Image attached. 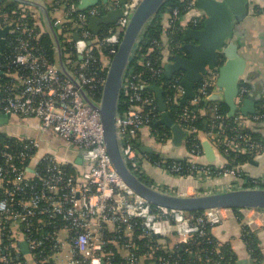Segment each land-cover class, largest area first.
Returning a JSON list of instances; mask_svg holds the SVG:
<instances>
[{
    "label": "built area",
    "instance_id": "built-area-1",
    "mask_svg": "<svg viewBox=\"0 0 264 264\" xmlns=\"http://www.w3.org/2000/svg\"><path fill=\"white\" fill-rule=\"evenodd\" d=\"M139 2L125 0L120 4V0H110L108 4L82 9L79 1L56 0L54 9L61 5L64 7L63 16L70 20L73 29L72 35L64 34L72 45V52L64 54V61L96 103H99L96 94L101 92L108 61L116 52L129 15ZM197 2L182 0V6L170 8L163 39L153 41V48L165 54L162 61L155 64L156 58L141 54L140 62L146 74L142 70L132 71L130 62L128 64L121 89V96L124 94L125 97L124 108L121 112L118 110L116 123L122 156L138 177H146L144 161L161 173L181 180L197 181L230 175L233 180L220 185L224 190L242 188L246 183H252L250 187H264L260 180L243 172L241 161H236L238 155L251 156L264 150V140L254 137L247 127L248 122L264 120V99L257 104L253 114L244 117L239 113L237 123L230 131L227 132L225 123L216 121L208 131L202 132L215 149H221L224 161L219 165L200 161L203 151L196 141H201L202 135L194 126V120L201 110L200 100L218 89V73L213 69L202 75L197 82L198 88H194V96L186 100L181 112L176 114L177 121H174L185 132L182 142H188L186 165L162 158L151 160L140 149L138 136L144 127L153 131L152 135L160 142L171 140L170 133L151 128L153 122L162 125L156 124L161 112L155 94L146 89L148 84H152L150 81L160 82L154 85L163 88L164 64L174 55L171 50L182 46L170 44L169 35L175 31L177 21L183 32L186 27H195L203 19L201 14L186 18L187 13L197 9ZM118 7L122 8V14L117 21L103 25L94 35L88 27L89 18L102 16ZM5 18L6 27L15 36L8 43V35L5 38L6 45L11 46L10 51L6 52L9 49L5 45L0 52L3 56L0 65L3 68H0V114L37 118L43 128L57 135L60 143L56 148L42 150L43 138L19 136L15 140L17 145L6 142L0 147V264H57V254L63 251H66L64 256L69 264H111L115 253L122 258L117 264H155L157 261L171 264L170 258L158 256L156 251L161 249L157 243L159 238L168 240L174 234L179 237V242L195 244L194 255L199 257V264H221L212 256L201 258L204 248L200 239L213 243L208 235V225L220 223L231 214L237 218L240 214L251 230L264 225V211L254 208H237V211L234 208H211L188 212L151 205L130 190L113 168L106 152L98 111L84 101L56 63L50 62L38 47L31 44L34 28L25 20ZM53 25L62 32L59 18L53 21ZM75 33L77 39L73 37ZM99 52L104 54L102 61ZM74 55H77V60L72 58ZM183 78L184 71L180 70L168 79L175 94L164 101L166 106L169 102H180L185 92ZM247 92V86L240 84L235 97L237 110ZM212 110L215 119L223 118L217 106ZM46 143L49 144V139ZM78 157L85 169L81 173H67L65 164ZM229 163L235 164L231 166ZM151 186L179 193L165 190L154 181ZM193 189L198 190L196 194L218 191ZM138 241L142 242L141 245ZM22 243H25V248ZM175 246L168 241V246L162 250L172 252ZM213 250L219 251L218 243Z\"/></svg>",
    "mask_w": 264,
    "mask_h": 264
},
{
    "label": "water",
    "instance_id": "water-1",
    "mask_svg": "<svg viewBox=\"0 0 264 264\" xmlns=\"http://www.w3.org/2000/svg\"><path fill=\"white\" fill-rule=\"evenodd\" d=\"M1 1V0H0ZM19 3L32 5L40 10L46 29L52 36L56 53V65L60 72L69 79L79 90L85 102L93 106L99 113L103 130V141L106 152L113 168L134 193L144 198L149 204L170 209H177L188 212H198L211 208H254L264 211V187H242L202 194H181L164 191L151 186L138 177L126 164L117 138V115L121 89L124 76L130 62L135 46L141 36L148 29L152 18L159 12L167 0H140L138 5L129 15V21L123 31L117 50L111 57L105 80L102 85L99 103L94 102L81 86L76 77L67 67L63 49L50 17L47 8L38 0H12ZM79 7L84 9L97 4H108L110 0H78ZM125 0H120V4ZM236 5V6H235ZM197 8L203 12V20L200 28L186 27L183 29L182 47L186 54H174L171 60L164 64V76L169 79L177 71H184L182 84L185 92L180 99L184 104L188 98L194 96L195 84L200 81L208 69H214L217 64V56L223 54L224 62L218 67L215 90L203 100L224 102L228 106V115L233 116L237 110L235 97L238 95L240 81L246 69V60L238 51V44L234 42L235 25L244 20L248 13L246 6L237 0H198ZM122 14V8L108 10L102 16L89 18L88 27L97 35L103 25L114 24ZM11 33L7 27L0 29V52L4 49L7 33ZM74 39L78 38L75 33ZM147 88L152 90L161 112L159 121L170 128L171 142L179 146L185 136V132L167 113V106L163 99L164 89L161 86L148 84ZM251 97L244 102V107L239 108L241 112L254 111ZM9 114H0V123L7 122ZM144 152H151V149L141 147ZM202 151L208 163H214L216 155L210 142L202 141ZM81 162V158L76 159ZM25 248V243H22ZM26 250V249H25ZM239 261L238 264H243Z\"/></svg>",
    "mask_w": 264,
    "mask_h": 264
},
{
    "label": "trees",
    "instance_id": "trees-1",
    "mask_svg": "<svg viewBox=\"0 0 264 264\" xmlns=\"http://www.w3.org/2000/svg\"><path fill=\"white\" fill-rule=\"evenodd\" d=\"M78 1V0H75ZM56 0H50V8H54L56 7ZM59 6V5H58ZM174 6H182V0H167V2L161 7V9L159 10V12L152 18L150 25L148 27V29L145 31V33L142 35V38L140 39L137 49L135 51V55L133 56L132 60L130 61L129 64V69H131L132 71L138 72L140 70L144 71V74H146L145 69L142 67V63L140 62V57L141 54L144 55V57H148L151 59H155L154 63L157 64L160 61H162L165 58V54L159 53L156 49L153 48V41L154 40H162V33L163 30L166 28V16L169 13L170 8L174 7ZM26 11V14H23V11ZM59 10L58 12L61 13L62 18H61V23L63 26V30L62 32H58V28L55 27V29L57 30L58 33V37L60 39L61 45H62V49H63V57L64 54L69 51L72 52V48H71V42L66 41L64 34H71L73 33V29L71 27V22L68 18H64L63 16V10L64 7L61 5L59 6ZM19 11H22L23 16H21V14H19ZM58 15L53 16V21L56 19ZM5 17L11 18L13 20H25L28 22V24L34 28V34L32 35V37L30 38L31 44H33L34 46L38 47L39 50L41 52H43L45 54V56H47V59L50 62L56 63V53H55V48H54V41L52 39V36L50 35V33L48 32V30L46 28L43 27V25H36V23L38 21H40L39 17L37 16V10L35 8H32L24 3H19L16 1H12V0H3L0 3V26L2 24H6L5 23ZM203 19H200V21L198 22V24L195 26V28H200L201 27V22ZM42 24V23H41ZM175 31L173 33H170V39H171V43L173 46H176L177 44H181L183 43V32L181 30V26L179 21L176 22L175 24ZM169 29V28H168ZM70 35V36H71ZM15 33H13V31L8 34L7 37V43L9 40H11L12 38H14ZM6 45V43H5ZM4 45V47H5ZM10 44L9 46L6 45V52L8 53L10 51ZM172 53L174 54H180V55H184L186 54V51L183 49L182 46L180 47H175L174 49L171 50ZM100 60H103L104 54L102 53H98ZM72 58H74L75 60L78 59L77 55H74ZM171 59V58H169ZM168 60V59H167ZM3 62V56H0V65ZM109 62V61H108ZM224 62V56L223 54L219 53L217 56V64L216 67L213 69L214 72L218 71V67L220 65H222ZM1 69H3L0 66ZM5 76L3 78V80H5ZM162 82H163V99L166 102L170 96L173 97V95L175 94V89L174 86H169V81L168 79L164 76L162 78ZM152 82V84H160V82H155V81H150ZM242 84H245L247 86V83L242 81ZM199 86V83L195 84V89H197ZM148 92L154 94V92L150 89H146ZM100 94L101 92L97 91L96 94V99H100ZM124 94L120 97V101H119V108L118 110L121 112L122 109L124 108ZM184 104H180V102H169L167 103V106L169 108V116L174 120H176V114L181 112ZM199 106L201 107V110L197 113L196 119L194 120V126L198 129V132L200 133V135H203L204 132L208 131L211 128V124H215L216 121L217 123L219 121H221L222 123H225V125L227 126V132L230 131L233 127H235L236 125V116L240 113L239 109L236 110L235 114L233 116H229L228 115V106L224 103V102H218V101H210L208 103H205L203 99L200 100ZM217 106V110L220 114L223 115V118L221 120H217L213 117V107ZM151 128L152 129H157V130H163L166 131L167 133L171 134L170 128L165 126V125H155V122L151 123ZM248 131L256 138H258L251 130V127H248ZM203 132V133H202ZM150 134H154L153 131L150 132ZM153 136V135H152ZM17 137L14 136H10L8 134H6L5 132L0 130V147L5 144L6 142H9L11 144H15L17 145V143L15 142ZM202 141H203V136H201V141H196L197 143H199V145L202 147ZM191 142V140H190ZM182 144L185 146L186 151H188V142L185 144L182 142ZM219 153L222 154L221 149L219 147H217V149ZM147 155L151 158V160L154 159H158L160 158L159 154L155 151H151L150 153L148 152ZM233 154H230V156H232ZM249 156L247 155H238L236 156V161H241L244 162L246 161V159H248ZM163 159V158H162ZM170 161H176V159H172V158H167V162ZM181 161V163L183 165H186V160H179V162ZM184 161V162H182ZM72 164L74 166H72ZM235 163H229V165H234ZM65 170L67 173H71V174H76L77 173V169L75 167H77L76 162H74V160H70L67 164H65ZM140 178L146 182L147 184L151 185L153 183V180L150 177H142L140 176ZM252 183H246L244 185V187H250L252 186ZM235 211H237V208H234ZM201 212V211H198ZM242 216L240 214H238V220L242 221V239L248 249V256L250 259V264H259V262L262 260V253L260 251V245H261V237L260 235H264V228L259 232L257 230H251L247 224H245V220L243 218H241ZM209 228V225L207 226V230ZM208 235L209 232H208ZM211 239L213 240V243H205L202 242L201 240V246L204 248V251L202 253L201 258L206 259L207 256H212L217 258L221 264H236V255L235 253L232 251V249L228 246V245H219V251L216 252L213 250V248L215 247V245H217L216 241L214 240V238L210 235ZM143 241V240H142ZM145 241V240H144ZM158 241V240H157ZM141 241H138V244L141 245ZM159 245V248L161 249H157L156 254L162 255L163 257H165L166 259H169V262L172 264L173 262H175L176 264H185V263H189V264H199V257H196V255H194L195 253V244L193 243H189V244H185L183 242H179L176 244L175 247H173V251L172 252H164L162 249L168 246V240L167 239H162L159 238V242H157ZM156 244V241H155ZM192 255V256H191ZM121 256L117 253H115V258L113 259L111 264H117V263H121ZM155 264H160L159 261H157Z\"/></svg>",
    "mask_w": 264,
    "mask_h": 264
},
{
    "label": "crops",
    "instance_id": "crops-1",
    "mask_svg": "<svg viewBox=\"0 0 264 264\" xmlns=\"http://www.w3.org/2000/svg\"><path fill=\"white\" fill-rule=\"evenodd\" d=\"M2 1L3 0H1L0 3ZM38 1L42 2L43 5L47 8L48 16L50 17L52 23L53 16L58 15L56 19L59 18L61 20L62 15L58 12L59 10L50 8V0ZM237 3L242 5V9L244 8V6H246V8L248 9V13L245 16L244 20L235 25L234 31V42L238 44V51L246 60V69L244 75L242 76L240 84L245 85L242 84V81H244L247 83L248 88L247 95L242 100L239 108H241L242 106L244 107V102L249 97H251L250 99H252L254 105L253 112H241L239 110L240 114L246 117L253 114L257 108V104L264 99V0H237ZM28 6L37 10V16L39 17L40 21H38L36 25H43V27L46 28L40 10L32 5ZM22 11L23 14H26V11ZM22 11L19 12L22 13ZM196 14H201L203 17V12L197 8L196 10L187 13L186 18ZM5 27L6 25L2 24L0 26V29ZM8 34L10 33L8 32L6 36ZM1 39L2 37H0V41ZM216 90L218 91L220 89L218 88ZM249 126L251 127L252 132L258 137V139L264 140V120L255 123L248 122L247 127ZM0 130L14 137L30 136L36 137L38 139L43 138V141L45 143H42V150H47L48 148L51 149L52 147L57 146V143H60L57 135H55L53 131L43 128L39 120L34 117L10 116L7 122L0 123ZM46 139H49V144L46 143ZM205 140L206 139L203 137V141ZM138 142L140 148L144 147L151 149L152 152H157L160 158H163L164 160H167V158H172L176 159V162H179L180 159L184 161H187L189 159L188 151H186V148L182 143L179 146H174L171 140L167 142H160L150 134V131L147 127H144L139 132ZM211 146L213 147L214 153L216 155V160L213 164H222V162L224 161V156L219 153L212 144ZM57 152L60 153L58 155H62L59 150ZM144 153L147 154L148 152ZM76 159L77 158L74 159V162H76L77 164V167L75 168L77 169L78 173H81L85 169L84 165L82 163V160L81 162H77ZM200 161L207 162L204 155L203 158L200 159ZM143 163L144 167L146 168V176L150 177L154 182L164 186L166 184L170 185L177 180L174 176H168L161 173L160 170L152 167L149 163L144 161ZM241 168L243 169V172L264 183V150L259 152L258 154L249 156L246 161L242 162ZM232 180L233 177L230 175L197 181L191 179H178V187L175 191L179 193L190 194L189 190H192L197 186L218 187L219 185H224L228 182H231ZM263 228L264 225L254 227V229L259 232ZM208 231L214 238L216 243H218L219 245H228L232 249V251L237 256L236 264H238L239 261H244L243 264H250L248 249L242 239V221L238 220L235 215L231 214L222 222L214 225H209ZM260 237V251L263 257L262 260L264 261V235L262 234L260 235ZM168 241L172 245H175L179 243V237L174 234L170 238H168Z\"/></svg>",
    "mask_w": 264,
    "mask_h": 264
},
{
    "label": "rangeland",
    "instance_id": "rangeland-1",
    "mask_svg": "<svg viewBox=\"0 0 264 264\" xmlns=\"http://www.w3.org/2000/svg\"><path fill=\"white\" fill-rule=\"evenodd\" d=\"M178 180V179H177ZM174 181V183H172V184H170V185H164V189L165 190H173V191H175L176 190V188L178 187V181ZM197 188H199L200 190H201V192H206L207 190H205V189H211V188H214V189H212V190H218V191H223L225 188H222V187H220V185L218 186V187H206V186H197ZM189 192H190V195H194V194H196V192H198V190H196V189H192V190H189ZM217 192V191H216ZM187 195V194H186ZM66 254V251H63L62 253H58L57 254V256H58V258H59V260L57 261V264H69L68 262H67V259H65V255ZM60 259H64V260H62V261H60ZM259 264H264V261L263 260H261L260 262H259Z\"/></svg>",
    "mask_w": 264,
    "mask_h": 264
}]
</instances>
